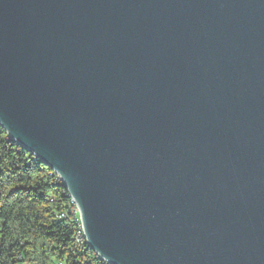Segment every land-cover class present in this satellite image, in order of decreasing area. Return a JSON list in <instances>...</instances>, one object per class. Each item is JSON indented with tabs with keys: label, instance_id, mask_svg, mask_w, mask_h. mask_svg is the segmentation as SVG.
<instances>
[{
	"label": "water",
	"instance_id": "obj_1",
	"mask_svg": "<svg viewBox=\"0 0 264 264\" xmlns=\"http://www.w3.org/2000/svg\"><path fill=\"white\" fill-rule=\"evenodd\" d=\"M0 127L106 264H264V0H0Z\"/></svg>",
	"mask_w": 264,
	"mask_h": 264
},
{
	"label": "trees",
	"instance_id": "obj_2",
	"mask_svg": "<svg viewBox=\"0 0 264 264\" xmlns=\"http://www.w3.org/2000/svg\"><path fill=\"white\" fill-rule=\"evenodd\" d=\"M0 264H106L77 241L72 202L56 174L1 127Z\"/></svg>",
	"mask_w": 264,
	"mask_h": 264
},
{
	"label": "built area",
	"instance_id": "obj_3",
	"mask_svg": "<svg viewBox=\"0 0 264 264\" xmlns=\"http://www.w3.org/2000/svg\"><path fill=\"white\" fill-rule=\"evenodd\" d=\"M56 178L58 179V181H60V179L58 178L57 175H56ZM71 202H72V217L74 218V223L76 224V238H77V241H79L80 243H83V245H86V242L83 241V237H82V225H81V222H80V217H79L78 210H77V208L74 205L72 200H71Z\"/></svg>",
	"mask_w": 264,
	"mask_h": 264
},
{
	"label": "bare ground",
	"instance_id": "obj_4",
	"mask_svg": "<svg viewBox=\"0 0 264 264\" xmlns=\"http://www.w3.org/2000/svg\"><path fill=\"white\" fill-rule=\"evenodd\" d=\"M82 237H83V239L85 240L84 232H83V228H82Z\"/></svg>",
	"mask_w": 264,
	"mask_h": 264
}]
</instances>
